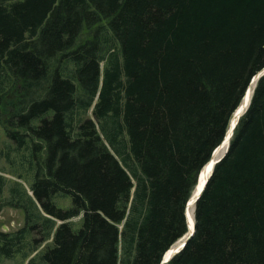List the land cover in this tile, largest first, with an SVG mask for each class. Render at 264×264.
Segmentation results:
<instances>
[{"label":"trees","instance_id":"trees-1","mask_svg":"<svg viewBox=\"0 0 264 264\" xmlns=\"http://www.w3.org/2000/svg\"><path fill=\"white\" fill-rule=\"evenodd\" d=\"M263 67L264 0H0V131L18 154L0 148V208L41 232L27 264H159ZM193 219L165 264H264V73ZM19 238L0 231L2 253Z\"/></svg>","mask_w":264,"mask_h":264},{"label":"rangeland","instance_id":"rangeland-1","mask_svg":"<svg viewBox=\"0 0 264 264\" xmlns=\"http://www.w3.org/2000/svg\"><path fill=\"white\" fill-rule=\"evenodd\" d=\"M85 116L92 117V114L90 111H88L85 114ZM14 146H15V143L7 139L4 136V134L0 131V148H2L3 152H6L7 150H9L10 151L9 157L10 158L13 157V159H15L16 162H18V154H15L16 152L13 149ZM0 166L5 171L11 172L13 170L12 168L13 166L8 161H5L4 159L0 161ZM10 172L9 173L5 172L4 175L9 179V181H13L15 177L12 174H10ZM25 182L27 183H24L23 181V185L26 189H28V181H25ZM28 193H30L29 190H28ZM5 195H7V192H5ZM53 199L57 205H59L60 207L64 209L68 208L71 205V197L69 194H66V193H56ZM27 215H28L27 212L22 208H14L11 206H6V205L1 206L0 208V231L7 232L8 235L10 236L20 235V238L18 240L20 243V246L13 245L11 248L12 253L10 255H5L4 253H2V250L0 249V264H27L28 258H26L25 253L29 252L30 245L32 244L34 238L41 236V232L37 231V233H35L33 230H31L30 226L32 224L33 218H31V221L29 220L27 224ZM77 220H78L77 217L72 219V221H77ZM39 222H41V220ZM58 222L59 220H57V223ZM78 225H79V222H76L75 226H78ZM22 228L24 229L21 232L20 229ZM48 243L49 242L45 241L39 244V249H42L43 248L42 246H45ZM31 255H33V253Z\"/></svg>","mask_w":264,"mask_h":264},{"label":"water","instance_id":"water-1","mask_svg":"<svg viewBox=\"0 0 264 264\" xmlns=\"http://www.w3.org/2000/svg\"><path fill=\"white\" fill-rule=\"evenodd\" d=\"M264 73V67L258 71L256 74H254L252 76V78L250 79V82L248 84V87L242 97V101H243V106L240 109H237L234 113V115H236V118L234 120H231L229 122V126L226 130V133L221 141V143L219 145H217L214 150L212 151L209 160L203 165V167L201 168V170L198 173L197 176V182L194 186V189L192 191V194L190 196V198L187 200L186 202V206H185V215H186V220H187V227H188V231L187 233L181 238L180 241H176L174 244H172L169 249H167L163 255L162 258L160 260L159 264H165L176 252H178L185 244V242L187 241V239L193 234L194 232V219H193V208H194V203L195 201L198 199V197L200 196L201 192L204 189V186L208 180V177L210 176L211 172H212V168L214 166V164L223 156V154L226 152L227 147H228V143H229V139L233 133V129L238 121V118L240 117V115L245 111V109L247 108L248 104H249V96H248V89H249V85L251 83H255L256 80ZM233 115V116H234ZM227 143V146L224 150V152L219 155L218 157L214 158L215 156V151L217 150V148L221 145ZM209 166V167H208ZM203 170L204 174H205V179L203 181V183L200 185V187H198V183L199 180L201 178V171ZM192 208V216H191V209Z\"/></svg>","mask_w":264,"mask_h":264},{"label":"bare ground","instance_id":"bare-ground-1","mask_svg":"<svg viewBox=\"0 0 264 264\" xmlns=\"http://www.w3.org/2000/svg\"><path fill=\"white\" fill-rule=\"evenodd\" d=\"M254 84L255 83H251L250 85H249V91H248V96H249V100H250V97H251V94H252V91H253V86H254ZM248 87V86H247ZM247 89V88H246ZM246 91V90H245ZM245 93V92H244ZM243 97V96H242ZM243 106V101H242V99H241V101H240V103H239V105L236 107V109L234 110V112L232 113V115H231V118H230V121L231 120H234L235 118H236V115H234V113H235V111L237 110V109H240L241 107ZM234 115V116H233ZM226 146H227V143H224V144H221L218 148H217V150L215 151V157L214 158H216V157H218L221 153H223V151L225 150V148H226ZM209 167V166H208ZM204 179H205V174H204V172H203V170L201 171V178H200V180H199V183H198V187H200V185L203 183V181H204ZM191 209V216H192V208H190ZM181 240V239H180ZM171 247H173V246H171Z\"/></svg>","mask_w":264,"mask_h":264}]
</instances>
